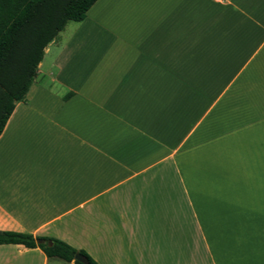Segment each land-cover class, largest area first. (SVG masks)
I'll use <instances>...</instances> for the list:
<instances>
[{
    "label": "crops",
    "instance_id": "1",
    "mask_svg": "<svg viewBox=\"0 0 264 264\" xmlns=\"http://www.w3.org/2000/svg\"><path fill=\"white\" fill-rule=\"evenodd\" d=\"M74 22L0 132V230L98 264H264V0H95Z\"/></svg>",
    "mask_w": 264,
    "mask_h": 264
},
{
    "label": "trees",
    "instance_id": "2",
    "mask_svg": "<svg viewBox=\"0 0 264 264\" xmlns=\"http://www.w3.org/2000/svg\"><path fill=\"white\" fill-rule=\"evenodd\" d=\"M94 1L0 0V132L15 102L25 98L46 45L67 21L83 19ZM1 243L38 247L46 256L72 264H98L85 250L53 237L0 230ZM77 252L85 257V263L73 258Z\"/></svg>",
    "mask_w": 264,
    "mask_h": 264
},
{
    "label": "water",
    "instance_id": "3",
    "mask_svg": "<svg viewBox=\"0 0 264 264\" xmlns=\"http://www.w3.org/2000/svg\"><path fill=\"white\" fill-rule=\"evenodd\" d=\"M37 241H41V240L38 239ZM50 243H51V242L48 241V244H50ZM73 258H74V259H77V260H79V261H81V262H83V263L86 262L85 257H84L82 254L78 253V252L74 254Z\"/></svg>",
    "mask_w": 264,
    "mask_h": 264
},
{
    "label": "rangeland",
    "instance_id": "4",
    "mask_svg": "<svg viewBox=\"0 0 264 264\" xmlns=\"http://www.w3.org/2000/svg\"><path fill=\"white\" fill-rule=\"evenodd\" d=\"M76 23L77 22H74V21L67 22V24L65 25V30L74 27L76 25ZM58 261H59L60 264H67V262H65V261H62V260H58Z\"/></svg>",
    "mask_w": 264,
    "mask_h": 264
}]
</instances>
